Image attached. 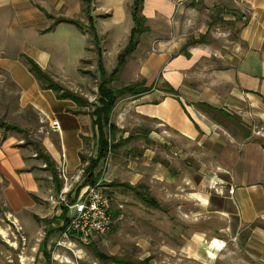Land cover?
<instances>
[{
    "label": "crops",
    "instance_id": "crops-1",
    "mask_svg": "<svg viewBox=\"0 0 264 264\" xmlns=\"http://www.w3.org/2000/svg\"><path fill=\"white\" fill-rule=\"evenodd\" d=\"M179 1L182 4L178 5ZM186 1L198 0H143L141 12L147 30L139 36L136 48L118 76L119 79L124 76L127 82L119 87H115L116 80L111 83L114 88H121L143 81L145 87H151L139 96L130 95L129 112L137 115L136 126L146 118L160 126L153 132L161 142L170 137L178 142L195 143L200 136H209L217 122L201 110L200 107L207 108L205 105L229 114L228 109H236L234 112L238 114L244 107L256 110L253 105L264 116V0H201L219 20L226 19L234 25L233 39L229 43L221 40L219 46H212L206 39L187 45L205 34L188 37L183 21ZM131 2H127L128 23L121 45L127 42L132 26ZM81 5L80 0H0V108L9 99L8 104L16 113L27 108L34 119H28L24 126L10 124L25 129L28 136L27 129L31 126L41 129L43 134L36 141L39 147L53 161L54 168L59 163L60 152L64 151L69 173L83 164L80 152L89 136L90 116L84 107L78 108L70 99L57 98L53 90L41 88L24 56L32 58L51 78H57L51 51L39 40L53 30L68 28L72 36L79 37L82 49L86 31L73 24L58 22L46 30L54 18L72 19L79 15ZM121 49L115 50V61ZM102 56L105 62L104 47ZM62 84L75 92V87L67 82ZM169 87L175 94L168 92ZM78 109L83 112L75 113ZM53 119L60 124L58 132L49 126ZM112 122L121 129L120 124ZM224 149L220 151L217 169L207 177L200 175L191 192L195 200L193 207L189 204L188 208L191 217L195 219L196 210L203 214L199 217V227L190 233V240L179 246V264H264V140L247 138L234 148ZM39 160L16 131L0 128L2 202L14 219L20 220L21 213L35 208L32 194H38L37 179L44 172L40 168L46 170ZM158 163L165 166L166 161ZM158 170L164 179L166 169ZM99 180L103 185L113 181ZM105 187L109 193L113 186ZM146 188L150 193V188ZM229 188L233 189L232 193L228 192ZM119 208L121 205L118 209L112 207V220L113 215L119 214ZM207 219L221 222L214 234ZM208 236L217 239L220 245L205 246L202 241ZM161 250L165 252L164 247ZM208 251L214 253L213 257ZM2 255L0 264H4Z\"/></svg>",
    "mask_w": 264,
    "mask_h": 264
},
{
    "label": "rangeland",
    "instance_id": "rangeland-1",
    "mask_svg": "<svg viewBox=\"0 0 264 264\" xmlns=\"http://www.w3.org/2000/svg\"><path fill=\"white\" fill-rule=\"evenodd\" d=\"M80 1L82 5L79 15L72 19L79 20L84 25L83 29L74 25L80 31H86L82 49L79 45V37L72 36L68 28L48 31L49 33L41 37L39 42L47 46L51 51L52 61H55L53 72L57 78L52 77L53 80L61 85L65 81L75 87V93L91 103L84 107L85 112L89 113L96 103V84L99 74L88 26L89 20L98 38L104 41L100 46L104 47L103 64L105 70L109 72L115 61L113 56L115 50L119 47L123 49L127 44L126 42L121 45L128 23L126 17L128 0H90L87 4ZM87 5L88 17L85 11ZM183 6H185L183 21L184 27L188 28L186 31L188 37L204 33V40L206 39L212 46H219L221 40H228L229 43L235 36L233 23L226 19L219 20V17L214 15V11L202 4L201 0L186 1ZM79 54H81L80 59H77ZM126 82V78L121 76L116 80L117 85H114L119 87ZM13 97L15 100V94ZM8 101L4 100V105L0 108V115L4 121L24 126L28 119H34V115L29 113L27 108L16 113L15 109H11ZM131 102L130 95L120 96L116 102L112 121L120 124L122 129L116 137L133 134L134 138L111 151L105 162L98 165L96 172H99L102 181H127L135 185L141 184L143 187L148 186L150 193L160 202L162 208L148 207L131 191L110 187L108 195L111 197V206L118 209L121 205L122 208H119V214L113 215L111 228L103 234L94 236L91 243L107 255H115L130 261L137 262L148 257V264H179V246L187 244L192 230L199 227L198 222L201 219L199 217L203 214V211L197 213L196 210L193 219L192 212L188 209L189 204L193 207L195 202L191 196V192L197 186L195 182L200 175L207 177L217 169L220 151L225 150L224 148L230 146L234 148V145L240 144L247 138L264 140L263 111L253 105L251 107L256 110L244 107L239 114L234 112L237 111L236 109H228L232 118H227L219 111L200 107L209 118L217 122L209 136H200L195 143L178 142L170 137L164 138L161 142L153 132H157V127H160L156 126L154 121L146 118L140 126L135 125L137 115L129 112ZM37 128L31 126L27 129L30 136L28 133L25 135L17 132V134L22 139L27 136L28 140L37 143L36 141L39 142V137L43 134V131L41 129L38 131ZM30 147L32 148V145ZM95 152L96 138L90 126L89 136L84 141L80 155L88 158L94 156ZM161 160L166 161L165 166L158 165V161ZM82 163L78 167L82 172L78 181L73 183L74 186L80 185L85 177L83 168L87 162ZM158 168L166 169L164 179L162 171ZM40 169L44 172H41L37 179L38 194H32L35 208L25 210L24 214L21 213L20 220L14 219L3 205L2 184H0V217L2 218L0 259L3 252L4 264L6 262L7 264H46L42 253V240L49 226L43 219L56 217V214L46 199L54 184L49 171ZM76 174L77 170L71 175ZM71 181H74V178ZM207 223L212 229V234L221 225L218 219H207ZM56 224V221H53L51 227L56 228ZM211 238L206 237L202 241L203 244L205 246L210 244L211 247L220 245L217 239ZM161 247H164L165 252ZM46 248L50 253L51 264H121L99 261L89 247L63 238L58 231L53 232L48 238ZM208 255L213 257L214 253L208 251Z\"/></svg>",
    "mask_w": 264,
    "mask_h": 264
},
{
    "label": "trees",
    "instance_id": "trees-1",
    "mask_svg": "<svg viewBox=\"0 0 264 264\" xmlns=\"http://www.w3.org/2000/svg\"><path fill=\"white\" fill-rule=\"evenodd\" d=\"M84 3H88L90 0H82ZM142 4L143 0H132L131 2V21L132 26L129 31L128 41L126 46L117 54L115 65L110 72H107L104 68L103 64V56H102V48L100 46V39L98 38L96 32L94 31V27L92 26L89 20V29L91 32V37L93 41L94 51L97 57V64H98V79L96 84V103L93 105V109L88 113L91 119V127L94 130V135L96 138V152L94 156H89L85 158L84 156H80L82 162H87L85 167L83 168L84 179L78 185L77 190L87 184H94L99 180V172H96L98 165L104 163L108 154L117 149L118 147L125 145L128 143L132 138H134L133 134H129L126 137L118 136L116 134L121 132L122 129L117 127L111 121V113L112 110L117 102V99L120 96L125 94L131 96H139L145 92H148L151 87H145L144 82H135L123 86L121 88H114L111 86V83L118 79L119 73L121 72L127 57L134 51L138 42L139 36L147 30V26L145 25L146 18L142 15ZM87 17L88 15V5L85 8ZM48 17H52L47 15ZM58 22H67L70 24L75 25L79 29H83V24L79 20L75 19H67V18H54L53 23L46 29L51 30L55 24ZM204 35H201L199 38L195 40H191L187 42V45L193 43H200L203 42ZM26 63L28 64L29 71H31L35 77L40 81L41 88L43 89H51L56 93L57 98H68L73 101L78 108H82L91 103L84 99L83 97L77 95L75 92L70 91L63 85L59 84L55 80H53L32 58L28 56H24ZM168 92L171 94H175V90L169 87ZM208 109L215 110L209 105H205ZM217 111L224 114L227 118H232V114L226 113L220 109ZM82 110L78 109L75 113H81ZM0 128L3 130H14L16 132L22 133L27 135V131L18 125L10 124L5 122L0 117ZM24 144L32 145V150L36 154V158H40L43 163H45V169L49 171L51 175V180L54 186L58 189L60 186V181L57 178L56 170L54 168L53 161L45 155L42 149L39 147L38 143H33L31 140L27 139V136L23 138ZM105 185L108 186H118L122 187L125 190H130L138 199H140L144 204L149 207L161 209V205L157 202V200L150 195L149 191L146 187H143L141 184L131 185L129 183L117 182L112 181ZM33 197V195H32ZM34 199V197H33ZM65 211L61 214V217L64 218ZM57 217H51L50 219H43L48 224L47 230H45V234L42 240V253L45 257V263L51 264L50 260V253L46 248V241L51 236V234L55 231H61V227H51L53 221H56ZM90 248L92 254L102 262H114V263H121V264H148L149 258L146 257L141 261H130L127 259L120 258L115 255H107L101 252L94 244L91 242L87 245Z\"/></svg>",
    "mask_w": 264,
    "mask_h": 264
},
{
    "label": "built area",
    "instance_id": "built-area-1",
    "mask_svg": "<svg viewBox=\"0 0 264 264\" xmlns=\"http://www.w3.org/2000/svg\"><path fill=\"white\" fill-rule=\"evenodd\" d=\"M180 4L182 1H179L178 5ZM49 126L53 131L58 132L60 129V124L55 119L50 121ZM55 170L60 186L58 189L53 186L46 199L55 210L56 226L62 228L58 232L65 239L87 246L94 236L103 234L111 228L113 222L111 197L100 180L77 190L78 185L74 186L73 183L78 181L82 169H77V174L72 176V173L66 170L64 151L60 152ZM72 178L74 181H71ZM232 191L233 189L229 188L228 192ZM63 211L64 218L61 217Z\"/></svg>",
    "mask_w": 264,
    "mask_h": 264
}]
</instances>
